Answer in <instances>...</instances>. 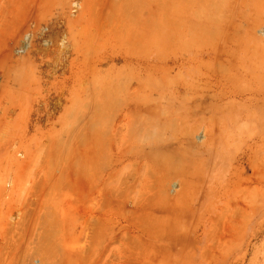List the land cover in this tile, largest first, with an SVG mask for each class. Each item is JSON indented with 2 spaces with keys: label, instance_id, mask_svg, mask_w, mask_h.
Instances as JSON below:
<instances>
[{
  "label": "rangeland",
  "instance_id": "obj_1",
  "mask_svg": "<svg viewBox=\"0 0 264 264\" xmlns=\"http://www.w3.org/2000/svg\"><path fill=\"white\" fill-rule=\"evenodd\" d=\"M0 264H264V0H0Z\"/></svg>",
  "mask_w": 264,
  "mask_h": 264
}]
</instances>
